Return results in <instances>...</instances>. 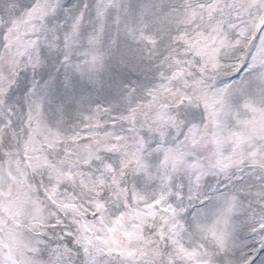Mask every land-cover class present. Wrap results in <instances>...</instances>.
I'll use <instances>...</instances> for the list:
<instances>
[{"label": "snow or ice", "instance_id": "obj_1", "mask_svg": "<svg viewBox=\"0 0 264 264\" xmlns=\"http://www.w3.org/2000/svg\"><path fill=\"white\" fill-rule=\"evenodd\" d=\"M0 264H264V0H0Z\"/></svg>", "mask_w": 264, "mask_h": 264}]
</instances>
